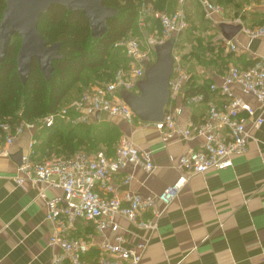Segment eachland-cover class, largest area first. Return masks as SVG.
Segmentation results:
<instances>
[{
	"label": "crops",
	"instance_id": "1",
	"mask_svg": "<svg viewBox=\"0 0 264 264\" xmlns=\"http://www.w3.org/2000/svg\"><path fill=\"white\" fill-rule=\"evenodd\" d=\"M196 1V7H199L205 17L201 5ZM196 1L186 0L182 4L181 0H168L164 11L156 10L151 4L142 6L137 22L139 34L132 37H143L139 28L141 19L146 22L148 31L154 32L161 29L159 14H172L180 8L187 15L189 30L190 17L195 15L192 8ZM221 2L223 4L213 2L217 6L222 5V13L215 17L219 23L214 24L205 18L218 33L215 40L203 45L206 57L192 58L182 51L180 54L190 82L197 88H203V91L207 90V96L214 101L216 97L210 87L214 83L222 85L228 66L246 69L264 59V37L250 38L243 32L264 24V0ZM156 23H159V27H154ZM223 24L229 27L242 26V30L229 40L236 47L235 50L229 47V54L225 53L222 45L223 39H226L221 28ZM185 32L180 36L178 44H174V48L176 46L179 49ZM218 65L220 69L216 70ZM233 90L256 109L257 115L262 114L264 117V108H261L254 96L244 94L238 86ZM206 112L207 104L186 106L178 119V126L185 129L191 121L200 123ZM103 115L99 114L97 117L96 114L91 123L82 124L115 127L121 133L120 140L126 137L142 152L150 153L155 166L150 172L140 165H128L124 168L115 177L120 196L127 192L142 197L158 196L184 174L179 168L180 158L198 149L204 142L202 138L186 140L176 136L166 145L159 130L153 125H145L138 120L128 124L121 118L107 114L103 118ZM41 130L27 131L16 139L9 155L0 157V264H53V259L63 254L58 246L50 245L58 224L46 219L47 199L62 197L63 191L46 187V197H42L41 188L31 181H25L22 186L16 182L21 157L28 153L30 139L33 135L37 139ZM45 143L46 135L38 140V160L48 158L50 151ZM102 143L87 152L103 150L109 158H114L116 147ZM51 154L58 155L56 150ZM126 177H131L128 184L123 183ZM162 207L158 203V209ZM154 214V211H149L143 218L150 220ZM118 223L121 227L119 231L100 233L93 222L79 219L74 228L65 234L69 239H81L91 244L90 252L82 255L81 260L92 264H97L99 245L103 241L114 243L118 235L126 238L125 247L128 248L140 242L147 243L140 264H264V123L259 129L251 130L248 150L234 159L232 168L190 176L179 197L157 219L156 230L138 228L122 217L118 219ZM65 263L70 264L68 257H65Z\"/></svg>",
	"mask_w": 264,
	"mask_h": 264
},
{
	"label": "built area",
	"instance_id": "2",
	"mask_svg": "<svg viewBox=\"0 0 264 264\" xmlns=\"http://www.w3.org/2000/svg\"><path fill=\"white\" fill-rule=\"evenodd\" d=\"M185 2L186 0H181L182 4ZM198 2L206 19L214 24L219 23L215 17L220 16L223 9L211 0ZM158 18L160 30L149 32L146 22L141 19L139 28L143 33L142 38L129 37L115 44V48H120L128 59V64L126 68L121 67L116 72L113 80L84 91L79 98L69 100L56 112L35 122L22 120L14 125L7 120L1 123L0 157L9 155L16 139L27 131L53 128L60 122L72 125L91 123L99 113L133 124L137 116L125 103L122 93L140 94L138 84L144 78L147 66L156 60V47L170 40L177 45L182 33L190 26L183 8L172 14L161 13ZM243 32L250 38H263L264 24ZM222 45L226 54H229V47L231 50L236 49L235 44L227 39H223ZM175 50L176 46L173 49L174 68L170 78L171 98L165 118L160 122H140L155 126L166 145L176 136L186 140L202 138L204 142L198 149L180 158L179 168L184 174L158 196L142 197L132 192L119 195L115 177L124 168L128 165H140L150 172L155 167L151 154L142 152L126 137L121 138L114 158H109L103 150L95 153L80 150L70 158L51 155L44 160L36 159V136L33 135L30 139L28 153L22 156L18 167L17 184L22 186L25 181H31L41 188L42 197H46V187L63 191L62 197L48 198L46 202V219L58 224L50 245L58 246L63 252L53 259V264H66L65 257L70 259V264H92L81 260L82 255L90 252L91 244L81 239H69L65 234L74 228L79 219L93 222L100 233L119 231L120 217L138 228L156 230L157 219L179 197L190 176L232 168L234 159L247 152L251 130L263 125V115H257L256 109L237 96L233 89L238 86L244 94L254 96L261 108H264V59L246 69L228 66L222 85L214 83L210 87L216 97L214 101L205 93L191 96L186 94L190 88V76L183 68L182 57ZM202 104H207L202 122L191 121L185 129H181L178 119L183 115L184 107ZM130 180L131 177H126L123 183L128 184ZM158 203L162 204L161 209H158ZM149 211H154L155 214L150 220H145L143 216ZM125 243L123 235H118L114 243L103 241L99 245L97 264H140L147 243L140 242L132 248L125 247Z\"/></svg>",
	"mask_w": 264,
	"mask_h": 264
},
{
	"label": "trees",
	"instance_id": "3",
	"mask_svg": "<svg viewBox=\"0 0 264 264\" xmlns=\"http://www.w3.org/2000/svg\"><path fill=\"white\" fill-rule=\"evenodd\" d=\"M7 1L0 0V22ZM167 3L168 0H105L104 4L116 9L118 15L109 20L108 32L99 38L93 37L89 21L82 11L73 12L60 5L52 6L41 16L38 29L49 46L60 44L62 58L54 62L50 80L41 72L38 61L33 60L31 74L24 84L19 76L17 63L21 37L13 38L7 56L0 64V124L7 120L14 125L22 120L35 122L56 112L61 105L69 102L66 100L67 96L77 83L84 80L85 75L87 80L90 79L89 71L97 70L96 77L102 81V76H107V81L103 83L113 80L116 72L121 67L126 68L128 64L126 57L123 62H116V54L122 50L115 48V44L132 37L138 27L140 8L151 4L156 10L164 11ZM114 66H117L116 70L109 74L108 67ZM103 68L105 72H100ZM199 93L208 94L207 90L203 91V88H197L190 82L186 94L191 96ZM92 128L93 125L90 124L68 126L58 123L53 128L42 129L37 139L46 135L45 144L50 151L48 157L56 150V154L70 158L81 149H93V144L88 143L102 141L110 144V138L117 132L110 126H103L102 132L93 139ZM36 148L38 149V145Z\"/></svg>",
	"mask_w": 264,
	"mask_h": 264
},
{
	"label": "water",
	"instance_id": "4",
	"mask_svg": "<svg viewBox=\"0 0 264 264\" xmlns=\"http://www.w3.org/2000/svg\"><path fill=\"white\" fill-rule=\"evenodd\" d=\"M104 2L105 0H8L0 22V64L4 62L13 38L20 36L21 46L17 63L22 82L26 84L28 81L33 60L38 61L41 72L47 80H50L54 72V62L60 60L62 54L59 43L49 46L39 32L41 16L54 5L63 6L73 12L82 11L89 21L93 37L99 38L108 32L109 20L118 15L116 9L107 7ZM221 28L228 40L242 30V26L229 27L226 24H223ZM166 44H169V48L162 50ZM173 49L172 40L158 45L156 63L147 66L146 75L138 84L140 94L122 93L125 103L143 122H160L165 118L166 108L171 98Z\"/></svg>",
	"mask_w": 264,
	"mask_h": 264
},
{
	"label": "rangeland",
	"instance_id": "5",
	"mask_svg": "<svg viewBox=\"0 0 264 264\" xmlns=\"http://www.w3.org/2000/svg\"><path fill=\"white\" fill-rule=\"evenodd\" d=\"M243 1H245V0H240V1L238 0V2H240V3L241 2L243 3ZM213 2H218L220 4H223L221 2V0H213ZM196 6H197V1H196V5L194 7H196ZM220 6H222V5H220ZM194 7L192 8V10L195 13V15L190 17L191 18V28L183 34L184 36L181 38V42H180L179 47H178L179 49L175 50V52L178 54H181V51H182V53L184 52L186 54H189V56H192V58H194V57L202 58V56L205 58L206 57V50H204V48H202L203 45L209 41L215 40L218 33L215 31L214 26H212L210 23H208L205 20V17L203 15L202 11L199 9V7H196V9ZM226 10H228V8ZM154 27H159V23H156L154 25ZM138 34H139V30H138V28L137 29L135 28L134 34L133 35L131 34V35L136 36ZM168 48H169V44H166L162 50H167ZM116 56H117L116 62H118V61L123 62L125 59V55L122 52L117 53ZM156 61H157V55H156V60L154 63H156ZM214 63L217 64L218 62L214 61ZM116 67L117 66L108 67L109 69L108 68L107 69L109 70L108 72H110L109 74H112L116 70ZM173 68H174V66H173ZM218 69H220L219 65L217 66L216 70H218ZM100 72H105V68L101 69ZM146 72H147V69L145 71V75H146ZM97 73H98L97 70L89 71L90 79L87 80L86 75H85L84 80L77 83V85L72 89V91L67 96L66 100L67 99L70 100V99H73L75 97H78L81 94H83L84 91L91 89L92 87L98 85L99 83L101 84L104 81H107V79H108L107 76H102L104 78V80L102 81L100 78L96 77ZM105 78H107V79H105ZM87 83H89V84L87 85ZM105 116L106 115L104 114L102 117L104 118ZM136 118L137 119H135V121L136 120L141 121V119H139L138 117H136ZM102 127L103 126H93V128H92L93 132L91 134V137H93V139L95 138V135L102 132V129H101ZM112 128L114 129L115 127H112ZM94 129H96V130H94ZM116 131H117L116 135H113L110 138L111 139V143L109 144L110 147H112V146L117 147V145L119 144L118 142L120 140L121 133L119 130H116ZM100 143H102V142L96 141V143L91 142L88 144H93L94 148H96V147L101 145ZM89 149H91V148H89ZM81 150H85V149H81Z\"/></svg>",
	"mask_w": 264,
	"mask_h": 264
}]
</instances>
